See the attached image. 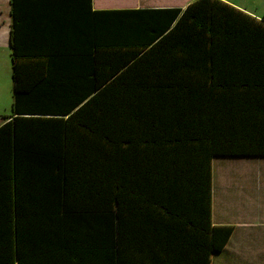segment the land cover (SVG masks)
Here are the masks:
<instances>
[{
    "label": "trees",
    "instance_id": "16d2710c",
    "mask_svg": "<svg viewBox=\"0 0 264 264\" xmlns=\"http://www.w3.org/2000/svg\"><path fill=\"white\" fill-rule=\"evenodd\" d=\"M0 264H211L212 160L264 157V19L221 0H10Z\"/></svg>",
    "mask_w": 264,
    "mask_h": 264
},
{
    "label": "crops",
    "instance_id": "0c3cea01",
    "mask_svg": "<svg viewBox=\"0 0 264 264\" xmlns=\"http://www.w3.org/2000/svg\"><path fill=\"white\" fill-rule=\"evenodd\" d=\"M195 0H91L93 11L185 8ZM264 19V0H221ZM10 0H0V126L11 114L13 93L7 101L4 81L12 74ZM12 80V79H11ZM13 86V82H12ZM217 164V170L214 163ZM211 222L233 226L221 252L211 264H264V157H215L212 160Z\"/></svg>",
    "mask_w": 264,
    "mask_h": 264
},
{
    "label": "rangeland",
    "instance_id": "374dc122",
    "mask_svg": "<svg viewBox=\"0 0 264 264\" xmlns=\"http://www.w3.org/2000/svg\"><path fill=\"white\" fill-rule=\"evenodd\" d=\"M194 2V1H193ZM192 3V2H191ZM190 4V3H189ZM11 70H10V74L8 77H6V80L7 81H4V86H5V89H4V92H5V95H4V99L7 101L8 97L12 95L13 93V86H12V78H11ZM214 168L217 170V164L216 162L214 163Z\"/></svg>",
    "mask_w": 264,
    "mask_h": 264
}]
</instances>
